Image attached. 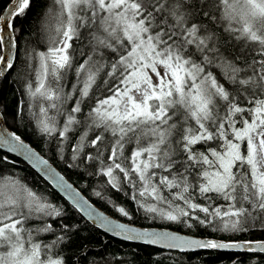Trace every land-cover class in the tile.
I'll list each match as a JSON object with an SVG mask.
<instances>
[{
    "label": "snow or ice",
    "instance_id": "6c2138e0",
    "mask_svg": "<svg viewBox=\"0 0 264 264\" xmlns=\"http://www.w3.org/2000/svg\"><path fill=\"white\" fill-rule=\"evenodd\" d=\"M13 71L40 134L69 168L102 179L95 196L119 194L105 202L128 222L0 130V148L86 218L71 222L0 156V264H205L202 253L264 264V238H238L264 233V0H7L0 77ZM136 216L164 223L135 227Z\"/></svg>",
    "mask_w": 264,
    "mask_h": 264
},
{
    "label": "trees",
    "instance_id": "16d2710c",
    "mask_svg": "<svg viewBox=\"0 0 264 264\" xmlns=\"http://www.w3.org/2000/svg\"><path fill=\"white\" fill-rule=\"evenodd\" d=\"M6 3L7 0H0V7H2ZM38 8L39 4H34L32 12L37 11ZM32 12L29 13V18H31ZM21 23H24L25 27H27V21H21L17 19V26H19ZM25 39H27V37ZM24 42L25 41H21V45H23ZM22 58L23 57L21 56V59ZM17 67L22 68V71L26 73H30L33 79L35 78L34 70L23 68L19 64L17 65ZM15 79H17V76L16 72L13 71L8 76L7 80H4L3 78L0 80L2 81V83H0V112H4L3 117L7 126L18 135H20L26 142L31 144L48 160H50L62 172V174H64L74 184V186L81 190L92 202H94L108 214L110 213L116 218L128 222L119 217V214L113 211L110 203L105 202L109 195H112L115 199H117L118 202H120L123 198L119 196V194L112 193L111 190L103 191V200L95 196L94 190H103L102 179L87 175V172L91 171V169L81 171V169L69 168L67 166V163L70 161L61 160L60 155H58V141L55 139L50 140L49 138L40 134V132L38 131V125L32 116V112L28 108V104H32L35 102L30 97L22 95V85L20 83L13 82ZM21 100L25 101L22 114L17 107L18 102ZM36 111H38V106L36 108ZM70 154L71 153L69 149L68 155ZM0 156H8L9 160L11 161V163L3 165V170L6 173H12L17 177L24 178V180H26L30 186L38 189L41 193L48 195L49 199H51L53 203L63 205L70 213L71 222H86V219L80 213H78L75 208L69 202H67V200H65L41 175H39L26 162L2 149H0ZM127 204L129 207L132 206L130 201H128ZM88 223L90 224V222ZM163 223L164 222L161 221H156L155 223H153L151 220H144L139 216H136L133 222V224L147 227H160ZM99 232L102 237L103 231L99 230ZM213 235L215 236V238L223 239L226 238L228 234L216 233ZM238 238L260 239L264 238V233L253 230L249 233L238 234ZM48 239H51V237H48ZM113 243L118 244L119 240H114ZM124 251H127V249H124ZM201 255L205 264H229L227 254H221L223 258L217 257L215 253H202ZM262 256H264V254H262ZM141 257L142 259H147V257L143 253L141 254ZM189 264H202V262H198L194 259L193 261L189 262ZM245 264H251L247 256H245Z\"/></svg>",
    "mask_w": 264,
    "mask_h": 264
},
{
    "label": "water",
    "instance_id": "95a60500",
    "mask_svg": "<svg viewBox=\"0 0 264 264\" xmlns=\"http://www.w3.org/2000/svg\"><path fill=\"white\" fill-rule=\"evenodd\" d=\"M5 15H7V13L5 12L4 13ZM6 35V34H5ZM13 51H16V50H13ZM3 77H0V80L2 79ZM0 130H3V132H5V133H11V132H14L12 129H10L8 126H7V124H6V122H5V119H4V117H2V119H0ZM16 133V132H15ZM17 134V133H16ZM18 135V134H17ZM21 139L24 141V143H26L27 145H29V147H31L33 150H35L40 156H42L44 159H47L45 156H43L40 152H38L31 144H29L28 142H26L22 137H21ZM0 149H2V150H4V151H6V152H8V153H10V154H13V155H15V156H17L18 158H20V159H22L24 162H26L31 168H33L39 175H41L65 200H67V202H69L71 205H72V203H71V201L65 196V194L61 191V189H59V188H57L50 180H48V179H46L45 178V176H44V174L42 173V172H40L37 168H35L34 166H33V164L29 161V160H27L24 156H21L19 153H17V152H9L8 151V149L7 148H0ZM48 160V159H47ZM48 162H49V165L57 172V173H59L60 175H62L63 177H64V179H65V181L67 182V183H69V184H71L72 185V187H73V189L75 190V191H77V192H79V194L85 199V200H87L90 204H92L98 211H100V212H103L105 215H108L110 218H112V219H118V218H116V217H114V216H111L110 214H108L107 212H105L103 209H101L98 205H96L94 202H92L90 199H88L86 196H85V194L81 191V190H79L76 186H74V184L64 175V174H62V172L50 161V160H48ZM73 206V205H72ZM83 217H84V215H83V213H80ZM85 218V217H84ZM86 219V218H85ZM120 220V219H119ZM88 222H90V221H88ZM121 222H125V221H123V220H121ZM133 226H135V227H142V226H140V225H136V224H133ZM143 227H147V226H143ZM100 230H102V229H100ZM103 231V230H102Z\"/></svg>",
    "mask_w": 264,
    "mask_h": 264
},
{
    "label": "rangeland",
    "instance_id": "374dc122",
    "mask_svg": "<svg viewBox=\"0 0 264 264\" xmlns=\"http://www.w3.org/2000/svg\"><path fill=\"white\" fill-rule=\"evenodd\" d=\"M110 214V213H109ZM111 215V214H110ZM111 216H113V215H111ZM115 217V216H114Z\"/></svg>",
    "mask_w": 264,
    "mask_h": 264
},
{
    "label": "bare ground",
    "instance_id": "6f19581e",
    "mask_svg": "<svg viewBox=\"0 0 264 264\" xmlns=\"http://www.w3.org/2000/svg\"><path fill=\"white\" fill-rule=\"evenodd\" d=\"M86 196V195H85ZM87 197V196H86ZM88 198V197H87ZM89 199V198H88Z\"/></svg>",
    "mask_w": 264,
    "mask_h": 264
}]
</instances>
